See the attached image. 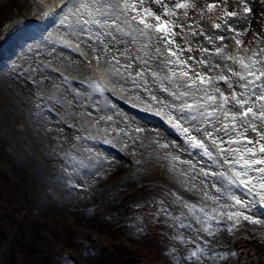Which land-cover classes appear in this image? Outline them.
Instances as JSON below:
<instances>
[{"label":"rangeland","instance_id":"rangeland-1","mask_svg":"<svg viewBox=\"0 0 264 264\" xmlns=\"http://www.w3.org/2000/svg\"><path fill=\"white\" fill-rule=\"evenodd\" d=\"M45 1L0 0V184L5 190L0 198V250L4 255H12L13 247L14 254L24 252L20 264H126L129 257L136 258L135 264H168L175 253L169 254L166 245L177 248L181 256L194 245L172 239L173 230L163 223V216L156 222L152 216L155 206L148 202L154 197L163 199L179 213L182 209L167 195L175 190L187 200L209 203L198 193L181 188L168 169L155 162L151 145L156 133L171 131L180 146L181 140L162 117L145 114L135 100L130 103L131 96L112 89L106 90L105 97L91 92L83 81L97 79L100 73L82 79L85 74L78 71L79 63L89 67L82 57L68 48L72 58L63 47L52 45L63 44L58 37L67 29L60 25L59 13L42 22ZM48 3L59 4V0ZM254 3L255 7L249 0L250 21L256 22L244 37L246 43L264 31V0ZM27 9L35 15L27 14ZM31 20L37 22L36 28L23 40L25 33L18 37L17 31L29 32ZM201 24L210 27L206 20ZM110 105L122 111L114 117ZM96 121L101 130H110L106 139L113 143L104 142ZM86 133L97 138L75 139ZM181 155L194 162L199 158ZM138 167L144 171L138 173ZM6 229L14 233L13 243ZM179 231L195 239L193 231ZM60 238L66 239L69 248L59 246ZM208 239L210 251L235 253L214 264H264L262 224L242 220L231 234L221 227L215 238ZM31 242L37 244L39 253L28 254Z\"/></svg>","mask_w":264,"mask_h":264},{"label":"snow or ice","instance_id":"snow-or-ice-1","mask_svg":"<svg viewBox=\"0 0 264 264\" xmlns=\"http://www.w3.org/2000/svg\"><path fill=\"white\" fill-rule=\"evenodd\" d=\"M57 13L67 29L60 42L100 73L83 83L101 97L109 88L131 96L130 103L135 100L137 107L162 117L182 146L156 133L155 162L185 191L209 202L187 200L175 190L167 195L180 206L179 213L163 199L148 202L155 206L156 222L163 216L173 230L172 239L194 245L183 256L166 245L169 254L175 253L168 264H214L235 255L210 251L208 238L221 227L231 234L242 220L264 225L256 214L264 215V31L246 43L249 0H235L233 10L217 0H59L44 14ZM205 20L208 30L201 24ZM99 123L101 138L113 143L106 139L110 130H101ZM181 154L199 158L194 162ZM180 229L193 231L195 239Z\"/></svg>","mask_w":264,"mask_h":264},{"label":"bare ground","instance_id":"bare-ground-1","mask_svg":"<svg viewBox=\"0 0 264 264\" xmlns=\"http://www.w3.org/2000/svg\"><path fill=\"white\" fill-rule=\"evenodd\" d=\"M201 1H203V0H196V2H201ZM224 3H227V5L229 6V8H232V10L235 8V4H233V3H231V2H227V1H224V0H222ZM251 1V3H252V5L255 7L256 5H255V3L254 2H256V0H250ZM46 3H45V6H46V9L49 7V6H51L52 4L51 3H48L49 2V0H46L45 1ZM39 7V6H38ZM257 8V7H256ZM44 10H45V8H44ZM26 11V13L27 14H29L30 16H32V15H35V14H32V12L30 13V11L27 9V10H25ZM24 13V12H23ZM26 14V17H29V15H27ZM58 14V13H57ZM57 14H55V16H57ZM49 16L50 15H45V14H42V17H41V19H42V22L43 23H46L47 22V20H48V18H49ZM263 23H264V13H263V17H262V20H261ZM39 22V21H38ZM256 22V21H255ZM255 22L254 21H250V24L248 25V27H249V30H251V29H253V27H252V25H254L255 24ZM28 23H30V27H31V29H30V31L29 32H27V30L26 29H19L17 32H19V35H18V37L21 35V34H23V33H25V34H23L22 35V39L23 40H25V38L26 37H28L29 35H30V33H32V31H33V28H36V26H35V23H37L36 21H28ZM50 26H48L47 28H49ZM62 32V31H61ZM66 32V31H65ZM63 34V33H62ZM209 34H211V32L209 33ZM15 41V40H14ZM74 43H75V41H73ZM13 43V41H11V43L10 44H12ZM54 47H56V48H60V49H62V47L64 48V50H66V54H67V56H69L71 53L69 52V49H68V47H66L64 44H61L60 45V47H59V45H56V44H52ZM64 45V46H63ZM73 55L71 54V57H72ZM70 58V57H69ZM73 58V57H72ZM73 62H74V65L76 66L77 64H78V59L76 58V57H74V59L72 60ZM78 66V65H77ZM79 70H82V72H83V74H85V75H83V76H80V77H82V79H84V80H86L87 78H88V76H91L92 78H95L94 77V73H99V72H97V71H92V70H95V69H92V68H90V67H88V66H86V65H84L82 62H80L79 63V67H78V71ZM89 70H91V71H89ZM109 89H111V88H109ZM122 96H124L123 94H121ZM157 95H159V93H157ZM128 97V96H127ZM132 99V97H130V100ZM133 102V101H132ZM111 107H110V111L111 112H109L108 110V112L109 113H112L113 115H114V117H116V114H118L120 111H122V109L120 108V107H118L117 105H110ZM152 117H154V118H159V116L158 115H156L155 113H153V112H149V111H147ZM164 134H165V136H166V138L169 140V141H174V139L171 137V135H172V132L171 131H167V132H165L164 131ZM133 148H134V146H132ZM151 147H152V149H154L155 151H156V148H155V145L154 144H152L151 145Z\"/></svg>","mask_w":264,"mask_h":264},{"label":"trees","instance_id":"trees-1","mask_svg":"<svg viewBox=\"0 0 264 264\" xmlns=\"http://www.w3.org/2000/svg\"><path fill=\"white\" fill-rule=\"evenodd\" d=\"M2 190H1V188H0V198L2 197ZM28 248H30L29 250H28ZM28 248H26V250H28V254L30 255V254H32V255H34V253H39L40 251L37 249V244H34V243H30V244H28ZM24 251H25V249H24ZM26 252V251H25ZM257 252H258V254H259V256L262 258L263 257V255H262V251L261 250H257ZM39 258V257H38ZM5 261H8V263L9 264H19L18 263V261H17V258L14 256V254L12 253V255H9V256H7V258H6V260H5V256L3 257V263L5 262ZM0 262H1V254H0ZM36 264H46V263H44V262H42V261H40L39 263H36Z\"/></svg>","mask_w":264,"mask_h":264},{"label":"water","instance_id":"water-1","mask_svg":"<svg viewBox=\"0 0 264 264\" xmlns=\"http://www.w3.org/2000/svg\"><path fill=\"white\" fill-rule=\"evenodd\" d=\"M135 262H137L136 258L129 257V258L127 259L126 264H135Z\"/></svg>","mask_w":264,"mask_h":264}]
</instances>
